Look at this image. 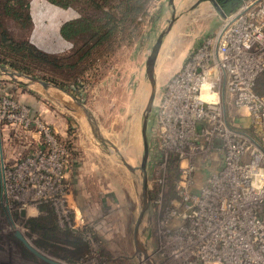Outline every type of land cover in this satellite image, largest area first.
I'll list each match as a JSON object with an SVG mask.
<instances>
[{
  "label": "built area",
  "instance_id": "2783aa9c",
  "mask_svg": "<svg viewBox=\"0 0 264 264\" xmlns=\"http://www.w3.org/2000/svg\"><path fill=\"white\" fill-rule=\"evenodd\" d=\"M264 0H240L219 27L166 78L154 105L148 161L157 163L149 208L157 264H264ZM242 107L247 130L228 121ZM0 117L36 126L42 145L2 162L5 206L48 205L60 227L71 218V147L28 107L0 97ZM176 156L175 196L165 200V165ZM214 164L212 167H210ZM83 237L93 244L89 230ZM158 260V261H157Z\"/></svg>",
  "mask_w": 264,
  "mask_h": 264
},
{
  "label": "rangeland",
  "instance_id": "374dc122",
  "mask_svg": "<svg viewBox=\"0 0 264 264\" xmlns=\"http://www.w3.org/2000/svg\"><path fill=\"white\" fill-rule=\"evenodd\" d=\"M27 1L29 22H26L22 17L18 20L13 19L0 7V26L5 27L15 41L27 40L36 48L55 56L54 64L39 60L38 57L30 58L27 63L34 76L40 75L48 77L50 80L54 79L58 83H63L71 91L73 90L72 80L77 79L79 98L67 92L68 90L57 87L50 80H46L49 86L45 89L36 82L18 77L25 80V83H20L11 76L2 73V70L22 72L9 65L3 66V69L0 68V97L7 96L25 104L30 113H34L32 100L28 101L22 98L18 90H23L24 95L25 92H32L31 97L34 100H37V94L42 95L48 105L64 111L67 109L63 100L72 101V98H75L81 101L96 122L101 136L107 138L109 142L98 141L94 138L89 131L90 125L85 116L81 114L79 115L80 119L88 129L85 130V135L90 138V142L97 145V150L103 153L107 152L108 155H101L102 157L107 159L111 157L123 169L122 173L114 175L122 186V196L115 199V205L111 210L108 209L109 204L100 206L95 215L86 218V220L82 219L81 222L75 220L73 214L71 215L75 227L82 226L83 229L85 227L89 230L93 244H89L82 237L86 242L83 254L77 260H66L52 254L47 248L35 245L34 240L38 232L31 230L26 219L39 213L38 205L34 208L31 207L33 208L31 213H25L24 216L20 215L19 210L15 208L18 204L10 207L5 206L3 196H1L0 181V264H49L24 247L15 236V229H18L29 242L45 254L68 264H145L144 261L139 262L132 242L133 223L140 203V174L138 170L131 172L126 169L113 145L117 147L126 161L133 165L139 163L142 153L141 113L149 91V82L144 72V60L156 35L166 25L172 7L168 0H150L147 7L148 14L140 20L134 35L128 40L127 38L115 39L111 47L96 59L93 67L83 72L82 76L81 74L75 76L78 74L79 63L72 67L61 66L63 62H70L74 59V56L68 57L74 44L60 36L58 27L62 21L75 17L78 14V9L74 5L63 7L48 0ZM173 5L174 21L161 38L154 62L156 88L147 120L148 146L154 124V105L162 91L164 81L170 73L179 67L181 60L206 34L208 35L218 28L221 18L208 0H173ZM226 115L228 121L233 125L248 131L247 117L242 107L228 105ZM40 119L45 122L41 117ZM45 123L48 125L47 122ZM2 124H5L4 127L10 135L14 132L17 135H22L19 129H35L37 131L34 125L26 129L20 128L16 123L0 117V128ZM76 127L77 125L74 124L72 129ZM80 132L82 131L80 130ZM39 138H41L40 135ZM6 148V144L4 141L1 142L0 138V179L2 156ZM26 150L24 147L19 151L23 153ZM156 165L157 163H150L147 158L149 197L154 187L152 172L156 170ZM155 216L148 207L138 229L141 240L149 252V257L157 264L155 256L151 254L156 242ZM54 220L59 228H65L57 224L55 215ZM47 247L49 248V246ZM50 248L54 247L50 246Z\"/></svg>",
  "mask_w": 264,
  "mask_h": 264
},
{
  "label": "trees",
  "instance_id": "16d2710c",
  "mask_svg": "<svg viewBox=\"0 0 264 264\" xmlns=\"http://www.w3.org/2000/svg\"><path fill=\"white\" fill-rule=\"evenodd\" d=\"M48 1L63 7L74 5L78 9V14L75 17L62 21L58 27L60 36L74 44L72 52L68 55V57L74 56V59L70 62H63L61 66L72 67L79 63L78 74L75 76L80 74L82 76L83 72L93 67L96 59L111 47L115 39L127 38L128 40L134 35L140 20L148 14L147 7L150 2V0ZM0 7L13 19L18 20L22 17L26 22H29L27 0H0ZM232 8H225V11L228 12ZM32 57H38L39 60L52 64L56 61L55 56L36 48L27 40L15 41L5 27L0 26V65H9L14 69L33 75L34 73L27 63ZM37 76L44 80H50L48 77ZM74 80L75 78L72 80V91L67 89L63 83H58L54 79L50 81L79 98L80 92L76 82L78 80ZM255 91L264 92V69L257 76ZM65 143L72 146L68 139H65ZM176 167V156H169L165 165V200L175 196L174 182L178 178ZM38 210L37 215L29 216L26 219L31 230L38 232L34 240L35 245L47 248L52 254L63 259L77 260L86 249V242L82 239L85 227L84 229L82 226L74 229L59 228L54 220V212L48 205L40 204ZM50 246L54 248H50Z\"/></svg>",
  "mask_w": 264,
  "mask_h": 264
},
{
  "label": "crops",
  "instance_id": "0c3cea01",
  "mask_svg": "<svg viewBox=\"0 0 264 264\" xmlns=\"http://www.w3.org/2000/svg\"><path fill=\"white\" fill-rule=\"evenodd\" d=\"M221 21L222 18H220V23ZM215 30L209 34H212ZM183 60L184 58L180 64ZM18 93L28 101L32 100L34 113L44 119L58 137L64 140L68 139L71 142L73 151L71 169L69 171V201L73 208L72 212L75 220L77 219L81 222L82 219L91 218L90 216L95 215L100 206H107V204H109L108 209L111 210L115 205V199H119L122 196V186L118 179L116 180L114 177L116 173L120 174L123 172L122 167L118 166L111 157H108V159L102 157L103 155H108L107 152H100L96 149L97 145L90 142V138L85 135V130L88 129H86L80 116L73 110L67 107L66 111L54 108L46 103L42 95L37 94V100H34L31 97L32 92H25L24 95L23 90H18ZM74 124L77 127L72 129ZM4 126L5 124H2L0 128L1 142L4 141L7 147L2 156L3 162L11 163L19 155L42 145L41 138H39L40 133L35 131V129H19L22 135H17L15 132L10 135ZM89 131L91 132V129ZM24 147L27 150L20 153L19 150ZM32 210L33 208L29 212L31 213Z\"/></svg>",
  "mask_w": 264,
  "mask_h": 264
},
{
  "label": "water",
  "instance_id": "95a60500",
  "mask_svg": "<svg viewBox=\"0 0 264 264\" xmlns=\"http://www.w3.org/2000/svg\"><path fill=\"white\" fill-rule=\"evenodd\" d=\"M208 1L210 2L211 6L215 8V10L218 12L221 18H224L226 16L227 12L225 11V8H232L240 2V0H208ZM168 3H170L172 7L170 17L167 19L166 25L163 28H161L158 34L156 35L153 43L150 45L149 52L147 53L145 60H144V72L149 82V91H148V95L144 103L143 111L141 113L140 137H141V143H142V153L140 156L139 163L137 165H133L129 163L128 161H126L124 157L122 156V154L119 153L117 147L113 145L114 150L117 151L119 154L122 164L129 171L133 172V171L138 170L140 174V189H139L140 203H139V209H138L136 218L133 223L132 242H133L134 252L136 253L138 257L139 262L144 261L145 264H155L153 260L149 257V252L147 251L145 244L141 240L140 232L138 229V225L143 218V214L145 210L149 207V201H150L148 184H147V171H146V161L148 158V148H149L148 137H147V120H148V115L153 105V99H154L155 88H156V79H155V74H154L155 58H156V55H157V52H158V49L161 43V38L171 27L174 21V17H175L173 0H168ZM0 68L3 69V66L0 65ZM2 73H5L8 76H11L12 78L19 81L20 83H25V80L20 79L18 77L25 78L30 82H36L37 84L40 85L41 88H44V89L49 86V83L46 80L41 79L34 75L27 74V73L16 72L14 70H2ZM63 104L65 105V107L73 110L78 116L81 114L85 116V118L87 119L91 127L92 135L98 141L106 140L109 142L107 138L101 136L96 122L93 120V117L90 115L88 109L81 101L75 98H72V101L63 100ZM19 214L22 216L25 215V209L23 207L20 208ZM14 234L20 240V242L24 245L25 248H27L32 254H34L39 259L43 260L44 262H47L49 264H68L66 262L50 257L49 255L39 250L35 245L29 242L18 229L14 230Z\"/></svg>",
  "mask_w": 264,
  "mask_h": 264
},
{
  "label": "bare ground",
  "instance_id": "6f19581e",
  "mask_svg": "<svg viewBox=\"0 0 264 264\" xmlns=\"http://www.w3.org/2000/svg\"><path fill=\"white\" fill-rule=\"evenodd\" d=\"M31 207H33V206H28V207H27L26 213H30L29 210L31 209ZM33 208H34V207H33Z\"/></svg>",
  "mask_w": 264,
  "mask_h": 264
}]
</instances>
